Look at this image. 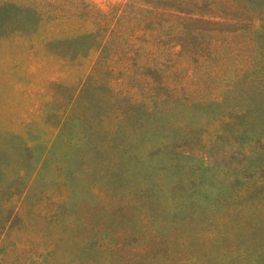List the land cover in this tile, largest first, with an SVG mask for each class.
I'll use <instances>...</instances> for the list:
<instances>
[{"label": "rangeland", "instance_id": "374dc122", "mask_svg": "<svg viewBox=\"0 0 264 264\" xmlns=\"http://www.w3.org/2000/svg\"><path fill=\"white\" fill-rule=\"evenodd\" d=\"M81 1L0 0V264H264V0Z\"/></svg>", "mask_w": 264, "mask_h": 264}, {"label": "trees", "instance_id": "16d2710c", "mask_svg": "<svg viewBox=\"0 0 264 264\" xmlns=\"http://www.w3.org/2000/svg\"><path fill=\"white\" fill-rule=\"evenodd\" d=\"M80 4L84 2L81 0H77ZM5 6H12L11 3H5ZM86 10L88 13L92 15L91 19L93 22L91 26L93 30L91 33L87 34L95 43L98 44L99 50L106 48L108 44L111 42L110 38H101L99 34L103 33L104 31L109 29H114L115 27H123V19L121 18V13L123 11L131 12L133 14L132 24H141L144 26L146 23H149L155 30V34L143 41L144 45L148 48L157 49V50H170L172 49L173 45H178L182 49L183 44L182 40L184 37V32H186V28L182 24L176 23L179 19L182 22L186 21H197V20H190L187 16L190 14L185 11L182 7H172L167 5H148L147 7H139L133 5L131 2L130 4L125 5H118L111 8V11H117L115 14L116 17L112 18L111 24H108V20L111 18V14L102 12L99 8L94 5H86ZM183 16V17H181ZM163 17H167V19H161ZM160 18V19H156ZM144 19V20H143ZM151 19L154 21L150 23ZM140 20H143L140 22ZM139 21V22H137ZM173 32L172 34H162V32ZM167 38V39H166ZM137 36L133 37V41H137ZM117 43V49H121L123 45V38L118 37L114 39ZM181 42V43H180ZM99 51V52H100Z\"/></svg>", "mask_w": 264, "mask_h": 264}]
</instances>
